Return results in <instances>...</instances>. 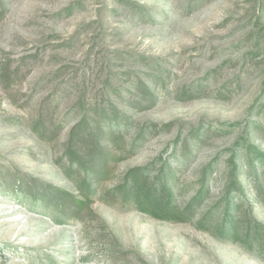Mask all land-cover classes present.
I'll list each match as a JSON object with an SVG mask.
<instances>
[{"label": "rangeland", "instance_id": "1", "mask_svg": "<svg viewBox=\"0 0 264 264\" xmlns=\"http://www.w3.org/2000/svg\"><path fill=\"white\" fill-rule=\"evenodd\" d=\"M42 104L58 127L47 142L31 130ZM100 110L124 121L123 146L140 140L125 154L114 145L109 179L83 195L63 173V148L81 116ZM248 146L264 155V0H0V184H44L82 202L71 220L54 218L0 187V264H264V244L245 247L213 225L229 161L244 172ZM145 167L169 177L183 220L118 198ZM256 167L263 195L239 177L249 192L240 214L264 227Z\"/></svg>", "mask_w": 264, "mask_h": 264}, {"label": "trees", "instance_id": "2", "mask_svg": "<svg viewBox=\"0 0 264 264\" xmlns=\"http://www.w3.org/2000/svg\"><path fill=\"white\" fill-rule=\"evenodd\" d=\"M138 13L145 14L144 7H140ZM140 85L145 91L149 86L148 84ZM146 93L153 98L150 90ZM105 112V110L97 112V119L92 121L84 113L69 130L64 143L63 156L66 163L63 164V173L72 181L75 180L77 191L84 193L83 195L92 189L93 183L98 184L109 179L111 164L115 162V154L118 150L125 154L134 150L139 144L140 136H137L129 146H123L125 140L120 128L122 129L121 125L124 121L119 119L115 113L107 115ZM48 115V105L39 106L31 130L40 142L50 141L58 131V127L54 126ZM104 141L107 146H102L101 143ZM114 145L118 147L117 151H114ZM108 146L111 148L109 149ZM245 151L246 170L244 172L234 164L233 158L229 161L230 173L225 189V208L220 220L214 222L213 225L219 236L241 242L245 247L251 248L254 245L264 244V227L252 218L250 209L240 214L241 209L247 203L249 192L244 191L242 182L237 179L244 177L246 173L250 174L253 179L254 193L262 194L256 165L264 164V155L254 152L249 146ZM151 176L150 167L133 169L123 178L122 183L115 188L114 192L124 202L133 203L138 211L156 219L183 220L185 213L178 212L171 204L169 177L161 173L154 177ZM205 179L203 177V183ZM2 186L6 187L1 183L0 187ZM204 186L203 184L192 202L199 200L204 192ZM3 193L19 198L27 209L68 220L74 218L82 203L70 192L47 187L44 184H33L28 188L23 184L9 185ZM238 196L239 203L235 205L233 201Z\"/></svg>", "mask_w": 264, "mask_h": 264}]
</instances>
